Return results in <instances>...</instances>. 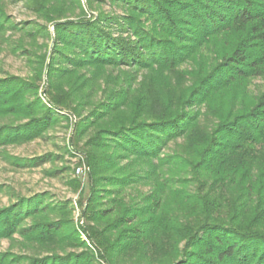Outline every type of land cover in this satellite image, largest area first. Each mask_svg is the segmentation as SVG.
<instances>
[{
	"label": "trees",
	"instance_id": "obj_1",
	"mask_svg": "<svg viewBox=\"0 0 264 264\" xmlns=\"http://www.w3.org/2000/svg\"><path fill=\"white\" fill-rule=\"evenodd\" d=\"M22 1L57 20L33 77L0 78V148L41 137L67 120L61 111L79 116L78 137L92 132L89 244L68 204L17 198L0 208V242L17 236L45 254L0 251V264H264V91L249 89L264 79V0H110L121 16L86 18L79 6L74 20L49 0ZM7 30L18 29L0 8ZM109 68L131 74L110 79ZM178 139L179 152L164 153ZM188 171L195 192L178 177Z\"/></svg>",
	"mask_w": 264,
	"mask_h": 264
},
{
	"label": "rangeland",
	"instance_id": "obj_2",
	"mask_svg": "<svg viewBox=\"0 0 264 264\" xmlns=\"http://www.w3.org/2000/svg\"><path fill=\"white\" fill-rule=\"evenodd\" d=\"M49 1L51 6L60 7L64 11L59 20H74L83 14L86 18H96L99 14L115 17L123 14L122 7L110 0ZM79 6L82 7L83 14ZM0 8L18 29L7 30L0 35V78L14 76L29 80L34 75L35 66L31 60L42 55L47 58L51 56L54 38L53 22L57 19L48 21L42 15L35 13L29 4L22 0H0ZM20 50L27 52L28 56L22 55ZM127 74H131V71L125 68H109L105 72V76L108 75L110 79L118 78L119 80ZM85 75H89V72L86 71ZM46 81V75L43 73L41 80L37 82L38 95L44 102L46 101L44 95L47 88ZM100 86L104 88L107 85L100 82ZM249 89L254 95L262 93L264 79H253ZM102 98L103 95L98 91L93 102L100 101ZM90 108L89 106L82 110L81 117H84ZM60 114L67 115V120H60L41 137L31 142L0 148V208L14 203L17 198H30L37 194L45 196L51 203H66L71 210L73 224L80 233L81 239L89 244L82 233V228L86 225L82 212L87 203L91 171L87 161L89 149L85 147V144L92 132L88 131L78 137L76 123L79 116L65 111H61ZM201 114L199 119L201 128H212L214 119L206 115L203 108ZM181 144L180 139L169 143L164 153L177 154ZM37 158H51V161H46L38 167H20L13 164L17 159L22 160L21 163H27ZM178 177L188 180L187 186L190 192L198 189V184L189 171L180 173ZM139 190L145 193L148 188L141 187ZM0 251H10L26 256L45 254L35 246L24 245L17 236H14L12 240L1 241Z\"/></svg>",
	"mask_w": 264,
	"mask_h": 264
}]
</instances>
